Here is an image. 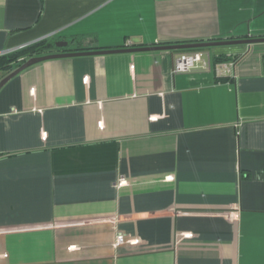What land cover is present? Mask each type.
<instances>
[{"label": "crops", "instance_id": "0c3cea01", "mask_svg": "<svg viewBox=\"0 0 264 264\" xmlns=\"http://www.w3.org/2000/svg\"><path fill=\"white\" fill-rule=\"evenodd\" d=\"M262 38L264 0H0V55ZM202 52L210 71L93 55L1 88L0 264H264V42Z\"/></svg>", "mask_w": 264, "mask_h": 264}, {"label": "water", "instance_id": "95a60500", "mask_svg": "<svg viewBox=\"0 0 264 264\" xmlns=\"http://www.w3.org/2000/svg\"><path fill=\"white\" fill-rule=\"evenodd\" d=\"M264 42L262 39H251V40H241V41H221V42H208V43H196V44H181L173 46H158V47H148V48H139V49H126V50H112V51H98V52H78V53H64V54H53L41 57L30 58L26 60L22 65L16 68L13 72L8 74L5 78L0 81V90L1 88L9 82L12 78L20 74L22 71L27 68L34 66L36 64L54 60V59H63L71 57H83V56H93V55H106V54H118V53H132V52H154V51H186V50H199V49H209L215 47H227L235 45H250L254 43ZM66 42L56 43V48L62 49L67 47Z\"/></svg>", "mask_w": 264, "mask_h": 264}, {"label": "built area", "instance_id": "2783aa9c", "mask_svg": "<svg viewBox=\"0 0 264 264\" xmlns=\"http://www.w3.org/2000/svg\"><path fill=\"white\" fill-rule=\"evenodd\" d=\"M128 45H131L130 43ZM4 55V54H1ZM0 55V56H1ZM196 66H199L202 70L204 71H210L212 65L211 61L209 59V55H206L202 51H190V52H183L179 55L178 59L176 60L174 67L172 69V72L174 74H179V73H187ZM232 67V64H220L216 66L215 69V74L217 78H222L224 77L228 72L229 69ZM86 81V78H84ZM154 118L151 117L149 120H153ZM42 141L46 139L45 133H42L41 135ZM171 180H173L171 178ZM126 185V180L121 178L117 181L115 187L116 188H122L123 186ZM188 238H191V234H186L185 235ZM139 244L138 239H130L126 238L123 236L121 233H118L115 238L114 246H120V245H130V246H136Z\"/></svg>", "mask_w": 264, "mask_h": 264}, {"label": "trees", "instance_id": "16d2710c", "mask_svg": "<svg viewBox=\"0 0 264 264\" xmlns=\"http://www.w3.org/2000/svg\"><path fill=\"white\" fill-rule=\"evenodd\" d=\"M57 48L52 44H45L44 42L38 43L35 45H30L14 52H10L0 56V71H5L7 74L13 72L16 68L22 65L26 60L37 57L40 55L53 53ZM204 49L199 50H186L180 52H190V51H202ZM228 58H216L214 63H227ZM1 81V80H0Z\"/></svg>", "mask_w": 264, "mask_h": 264}]
</instances>
